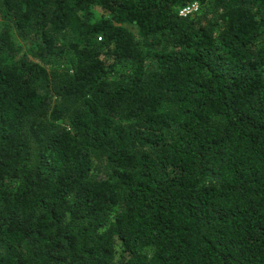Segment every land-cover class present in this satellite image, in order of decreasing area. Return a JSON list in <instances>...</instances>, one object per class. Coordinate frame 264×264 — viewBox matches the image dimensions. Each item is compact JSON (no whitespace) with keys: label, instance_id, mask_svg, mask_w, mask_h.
I'll list each match as a JSON object with an SVG mask.
<instances>
[{"label":"trees","instance_id":"1","mask_svg":"<svg viewBox=\"0 0 264 264\" xmlns=\"http://www.w3.org/2000/svg\"><path fill=\"white\" fill-rule=\"evenodd\" d=\"M0 264H264V0H0Z\"/></svg>","mask_w":264,"mask_h":264},{"label":"built area","instance_id":"2","mask_svg":"<svg viewBox=\"0 0 264 264\" xmlns=\"http://www.w3.org/2000/svg\"><path fill=\"white\" fill-rule=\"evenodd\" d=\"M198 8L199 4L196 1L186 3L178 9V14L181 16H187L197 11Z\"/></svg>","mask_w":264,"mask_h":264}]
</instances>
